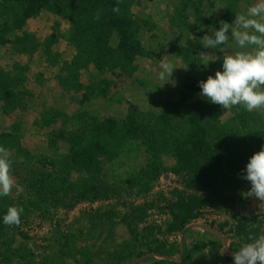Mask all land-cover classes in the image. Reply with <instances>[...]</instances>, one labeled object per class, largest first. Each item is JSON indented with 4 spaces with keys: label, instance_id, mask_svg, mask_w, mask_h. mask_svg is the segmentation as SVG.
Wrapping results in <instances>:
<instances>
[{
    "label": "rangeland",
    "instance_id": "374dc122",
    "mask_svg": "<svg viewBox=\"0 0 264 264\" xmlns=\"http://www.w3.org/2000/svg\"><path fill=\"white\" fill-rule=\"evenodd\" d=\"M257 2L133 0V14L146 22L140 32L143 53L131 74L115 70L100 75L92 66L81 70V84H95L93 97L84 105L79 102L81 92L65 82V67L77 54L68 18L47 10L30 18L24 30L36 39L33 53L0 46V72L20 81L26 105L5 113L0 101V134H18L22 148L32 155L28 160L7 152L15 181L8 199L24 211L18 226L5 225L9 206L0 201V257L5 264H116L123 253L133 256L119 264H157L164 260L153 250L164 242L174 246L171 257L179 259L166 264H234L225 248L236 251L238 223L247 218L254 236L264 234V202L246 195L251 184L243 177L226 173L212 201L197 209V218L190 222L215 227L223 238L205 227L191 228L181 237L169 232L177 201L203 192L193 186L192 174L180 168L169 146L156 160L150 153H142L133 166L108 160L102 170L79 176L67 173L69 142L60 132L81 134L94 118L121 123L132 119L135 126L161 131L158 115L166 101H179L185 88L222 71L224 56L241 51L231 36L216 49L205 48L202 38L219 30L221 21L232 24L237 14ZM162 62L175 67L164 80L158 78ZM237 109L251 119L248 126H238L253 155L264 147V112L221 107L222 122L233 123ZM51 111L57 119L54 125ZM80 114L86 123L75 118ZM166 139L172 141L173 133ZM40 182L43 188L37 191ZM128 216L131 229L124 222Z\"/></svg>",
    "mask_w": 264,
    "mask_h": 264
},
{
    "label": "trees",
    "instance_id": "16d2710c",
    "mask_svg": "<svg viewBox=\"0 0 264 264\" xmlns=\"http://www.w3.org/2000/svg\"><path fill=\"white\" fill-rule=\"evenodd\" d=\"M132 3L133 0H0V46H10L19 54L33 53L36 49V39L24 30L27 21L41 10L68 18L73 32L70 42L75 46L77 54L74 62L65 67V82L73 84L72 88L81 92L79 102L84 105L93 97L95 84L82 85L81 70L92 66L100 75L115 70L131 74L136 57L143 53L140 32L146 22L135 17L131 10ZM198 84L199 82L185 88L179 101L175 102L171 98L166 101L158 115L161 131L157 133L143 124L138 123L135 126L132 119L121 123L114 118H94L86 123V118L81 114L76 115L78 122H85L88 128L81 134L60 131L69 142L67 173L79 176L83 172L87 175L95 173L102 170L108 160L122 164L126 161L133 166L142 153H150L156 160L158 153L164 151V146H169L180 168L192 174L193 186L203 192L199 196L177 201L169 232L181 233L197 218V209L212 201L213 193L218 190L220 180L226 173L236 178L246 175V165L252 156L251 147L242 137L238 126V123L248 126L251 122L248 113L237 109L234 122L223 123L220 118L221 107L199 95L201 89ZM72 90L68 89V93ZM23 94L25 91L20 81L9 72L1 71L0 101L4 102L5 113L7 110L14 111L26 106L23 105ZM50 116V125L56 124L57 119L52 111ZM121 127L131 136H127ZM171 133L173 139L169 141L166 136ZM0 146L16 158H32L31 153L22 148L18 134L1 133ZM37 188V191L43 188L41 182L37 183ZM2 200L9 207L16 203L14 200L10 201L8 196H0V201ZM1 207L0 204V209ZM124 222L127 228L131 229L129 216L124 218ZM248 223L249 220L244 218L235 228L236 251L243 244L251 242L247 237L254 233L248 228ZM173 250V245L164 242L155 246L153 253L169 256ZM141 255L143 256H139ZM132 256L131 253H123L119 255L116 264ZM0 262L5 264L3 257H0ZM166 263L168 261L164 260L157 264Z\"/></svg>",
    "mask_w": 264,
    "mask_h": 264
},
{
    "label": "clouds",
    "instance_id": "9594fccd",
    "mask_svg": "<svg viewBox=\"0 0 264 264\" xmlns=\"http://www.w3.org/2000/svg\"><path fill=\"white\" fill-rule=\"evenodd\" d=\"M230 36L241 51L224 56L222 71H216L214 77L209 75L206 81L199 82V95L223 109L243 106L248 112H264V0L249 6L245 14H237L232 24L221 21L219 30L214 29L212 35L202 38V45L216 49L227 45ZM174 69L172 63L162 62L158 78H170ZM11 169L12 161L7 150L0 146V196L12 192L15 181ZM243 179L251 184L246 195L264 202V147L250 157ZM23 211V208L9 207L3 217L4 224L18 226ZM247 240L251 242L234 252V264H264V234L258 237L249 235Z\"/></svg>",
    "mask_w": 264,
    "mask_h": 264
},
{
    "label": "water",
    "instance_id": "95a60500",
    "mask_svg": "<svg viewBox=\"0 0 264 264\" xmlns=\"http://www.w3.org/2000/svg\"><path fill=\"white\" fill-rule=\"evenodd\" d=\"M195 227H205V228H207V229H209V230H211V231H213V232H215V233H218L221 237L224 236V233H223L222 231H219V230L216 229L215 227H212V226H210V225H202V223H200V222H194V223H190V224H188V225L185 227V229L181 232V237L183 236V234H184L187 230H189V229H191V228H195ZM227 252H228V254H230V255H233V254H234V252L229 251V250H227ZM162 258H163V259H171V258L168 257V256H162Z\"/></svg>",
    "mask_w": 264,
    "mask_h": 264
},
{
    "label": "crops",
    "instance_id": "0c3cea01",
    "mask_svg": "<svg viewBox=\"0 0 264 264\" xmlns=\"http://www.w3.org/2000/svg\"><path fill=\"white\" fill-rule=\"evenodd\" d=\"M186 233V232H185ZM184 233V234H185ZM184 234H183V236H184ZM218 234V233H217ZM180 235H181V233H180ZM219 235V234H218ZM223 238V237H222ZM183 245V238H182V241H181V246ZM225 245V244H224ZM227 250H229L227 247L225 248V251L227 252ZM174 251V250H173ZM230 251V250H229ZM228 253V252H227ZM168 257H170L171 259H163L162 257H161V259H163V260H167V261H177V260H179V259H174V258H172L171 257V255H169Z\"/></svg>",
    "mask_w": 264,
    "mask_h": 264
}]
</instances>
